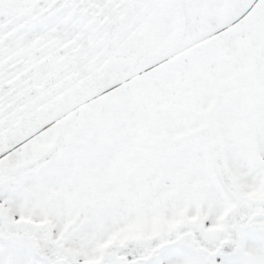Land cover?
I'll list each match as a JSON object with an SVG mask.
<instances>
[{"label":"snow or ice","instance_id":"snow-or-ice-1","mask_svg":"<svg viewBox=\"0 0 264 264\" xmlns=\"http://www.w3.org/2000/svg\"><path fill=\"white\" fill-rule=\"evenodd\" d=\"M0 264H264V0H0Z\"/></svg>","mask_w":264,"mask_h":264}]
</instances>
